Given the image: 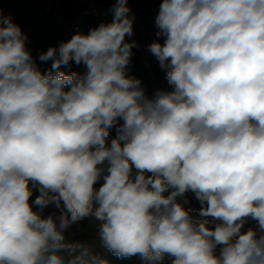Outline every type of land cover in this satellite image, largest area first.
<instances>
[{
    "label": "clouds",
    "instance_id": "1",
    "mask_svg": "<svg viewBox=\"0 0 264 264\" xmlns=\"http://www.w3.org/2000/svg\"><path fill=\"white\" fill-rule=\"evenodd\" d=\"M111 11L42 72L0 10V264H109L70 239L86 218L117 258L264 264V0H162L148 49L171 90L151 97L128 0Z\"/></svg>",
    "mask_w": 264,
    "mask_h": 264
},
{
    "label": "trees",
    "instance_id": "2",
    "mask_svg": "<svg viewBox=\"0 0 264 264\" xmlns=\"http://www.w3.org/2000/svg\"><path fill=\"white\" fill-rule=\"evenodd\" d=\"M3 1H5L6 3H4ZM55 1H56V6L64 14L70 15V16H76V15L81 16V21L79 23V29L78 30L84 32L85 34H87V32L91 28L98 26L102 22L108 23L105 20V18H103L101 16H98L96 14L86 15L85 13H83L78 6L77 0H55ZM96 1L101 3V4H108L109 2H113L114 4L116 3V0H96ZM0 3L2 4L3 15L5 17H11L12 22L19 25L21 27L22 31L28 37L27 47L31 50L33 58L36 59L37 66L41 69L42 72H46V71L51 70L52 61L50 60L47 62H41L38 59V56L41 52L47 51V49L50 46H58V44L61 41L48 42V41L42 40L40 32H39L38 24H37L38 22L35 21L34 17L26 9V6L23 5L22 1H20V0H0ZM3 6H4V8H3ZM128 6H129L130 10H132L134 8L131 5H128ZM50 17H52V16H50ZM64 41H66V40H64ZM133 56L134 55H132V58H131V65L134 62ZM73 63L74 62H70V64L67 66L62 65L60 70L65 72L66 74L71 73L73 71L76 72V67L74 66L75 63L74 64ZM83 70H84V72L86 71L84 66L82 67L80 74H82ZM138 73H141V72H138ZM157 73H158V77H159L160 81H162V80L164 81L163 89L171 90L170 86L168 85V82L166 80V74L163 72H159V71H157ZM66 90H67V88H66ZM30 187L32 188V192H33V195H32V197H30V200H34L36 198V196L39 195V192L31 184H30ZM188 196L192 202V205L198 206V202L195 200L193 194L188 193ZM47 210H48V208H46L44 211L47 212ZM44 215H45V213H44ZM94 230H96L95 224L90 223L84 234L89 235V232H95ZM97 253L101 254L102 257L109 262V264H141L140 259L137 256H133V257L127 258V259L117 258L107 249H101V251L99 250V251H97ZM164 264H171V258L166 256L164 259Z\"/></svg>",
    "mask_w": 264,
    "mask_h": 264
},
{
    "label": "rangeland",
    "instance_id": "3",
    "mask_svg": "<svg viewBox=\"0 0 264 264\" xmlns=\"http://www.w3.org/2000/svg\"><path fill=\"white\" fill-rule=\"evenodd\" d=\"M20 1H22L24 6H26V9L34 17L35 21L38 22L37 24H38L39 32H40V35H41V38L43 41L57 42V41L66 40L63 37V35H61L62 33H61L60 26L55 22V20L52 17H50L51 15L46 11L45 7L41 3H39V1H37V0H20ZM3 2L6 3L5 1H3ZM77 3H78L80 10L83 13H85L86 15H89V14H96L98 16L102 15V13H100V12L103 10L102 9L103 7L102 6L100 7L99 4L95 0H77ZM132 3H133V0H128V5H133ZM147 3L150 5L154 4V6H152V8L157 9V11L159 12V7H160V4L162 3V0H150V1H147ZM3 8H4V6H3ZM0 10H2V4L1 3H0ZM104 18L108 23L111 22V20H112V17H110V16H108V17L104 16ZM134 28H135L134 41L136 43H137V40H138V42H141L142 33H139V31L143 30V31H145V33L149 32V31L146 27H143L140 30H138L136 28V26L134 25ZM149 36L152 37L151 38L152 42L157 41L161 44H163V42H164L163 37L154 38V36H151L150 34H149ZM126 40L128 42H131V40L127 36H126ZM27 44H28V42H27ZM145 48H141V46H139V44H138V48L134 47L132 49V52L134 55L133 56L134 62L132 63V65H134V67H136L138 69V71H140L141 73L135 74L133 71H130V75H134L135 77L139 78L142 82L141 85H145V83L147 81V76H148V73L146 71V68H145V65L143 62L142 52H141V50L145 49ZM155 60H156V58H155ZM154 64H155L154 66H155V72L156 73H157V71H159V72H163L166 74V70L162 69L159 66V62L157 60ZM74 66L76 67V72L80 73L83 66L81 65L82 66L81 67L80 65H76V64ZM130 67H131V65H130ZM83 73H84V70L82 71V74ZM157 78H159L158 73H157ZM159 82L163 88L164 81L163 80L160 81V79H159ZM120 123H122V121H120ZM115 135H116L115 128H113L110 132L109 142H110L111 138L115 137ZM98 186L99 185H97V187ZM58 211L59 210L56 209V207L54 205H50L48 207L47 212L44 211V213H45V216H47L49 213L58 212ZM90 223H91L90 220L86 218L84 220L79 221L77 224H74L72 226V228L69 229V232L75 233V235L71 236L70 239L87 241L88 243H90L95 248L96 252L99 250L101 251V249H105V248H103V246L100 244L97 230H94L95 232H89V235L84 234ZM92 224H94V223H92ZM99 255L102 256L101 254H99Z\"/></svg>",
    "mask_w": 264,
    "mask_h": 264
},
{
    "label": "built area",
    "instance_id": "4",
    "mask_svg": "<svg viewBox=\"0 0 264 264\" xmlns=\"http://www.w3.org/2000/svg\"><path fill=\"white\" fill-rule=\"evenodd\" d=\"M39 3H41L46 11L53 17V19L56 21V23L60 26L61 28V33L63 37L68 41L74 34L77 33L79 29V23L81 21V16L76 15V16H70L64 14L57 6H56V1L55 0H37ZM114 3L109 2L108 7H107V15L113 18V13L111 11ZM134 23H133V35L131 37H128L131 42L134 41ZM137 44V43H136ZM138 48V44L136 46ZM142 58L143 62L146 68V71L148 73L147 76V81L145 85H141L145 89V94L149 97H151L156 89H163L160 82L159 78H157V73L155 72V57L150 53L148 48L142 49ZM256 227V222L249 219L248 222L244 225L243 230H247L248 228H255Z\"/></svg>",
    "mask_w": 264,
    "mask_h": 264
},
{
    "label": "crops",
    "instance_id": "5",
    "mask_svg": "<svg viewBox=\"0 0 264 264\" xmlns=\"http://www.w3.org/2000/svg\"><path fill=\"white\" fill-rule=\"evenodd\" d=\"M147 1H150V0H133V3H132L133 5L131 6L134 8L129 13V15L135 16V20L133 23H135L134 25L136 26L138 30H140L143 27H146L149 31L147 33H145V31L143 30L139 31V33H142V37H141L142 40L141 42H138L137 40V43L139 44V46H141V48H145V47L148 48V46L152 43V40H151L152 37H150L149 34L151 36H154V38H157L156 33L158 31L155 25V17L157 16L158 11L157 9L152 8L154 4L150 5L147 3ZM97 3L99 4L100 7L101 6L103 7L102 8L103 10L100 12L102 13L101 17L103 18L104 16L108 17L109 15L107 16V13H106L108 4H101L99 2ZM130 68H131V71H133L135 74L140 72L138 71L136 67H134V65H131Z\"/></svg>",
    "mask_w": 264,
    "mask_h": 264
}]
</instances>
